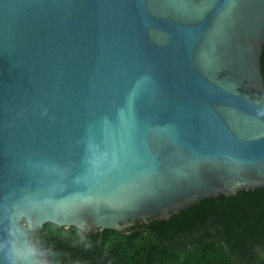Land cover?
I'll use <instances>...</instances> for the list:
<instances>
[{
    "label": "water",
    "instance_id": "obj_1",
    "mask_svg": "<svg viewBox=\"0 0 264 264\" xmlns=\"http://www.w3.org/2000/svg\"><path fill=\"white\" fill-rule=\"evenodd\" d=\"M263 49L264 0H0V264L264 186Z\"/></svg>",
    "mask_w": 264,
    "mask_h": 264
},
{
    "label": "trees",
    "instance_id": "obj_2",
    "mask_svg": "<svg viewBox=\"0 0 264 264\" xmlns=\"http://www.w3.org/2000/svg\"><path fill=\"white\" fill-rule=\"evenodd\" d=\"M38 241L52 264H264V186L204 198L126 232L47 222Z\"/></svg>",
    "mask_w": 264,
    "mask_h": 264
}]
</instances>
